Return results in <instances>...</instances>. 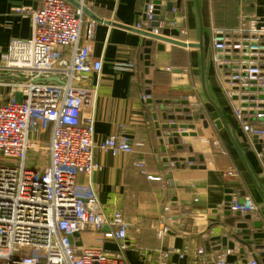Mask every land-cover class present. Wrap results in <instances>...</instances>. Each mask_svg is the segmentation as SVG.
<instances>
[{"label": "crops", "instance_id": "0c3cea01", "mask_svg": "<svg viewBox=\"0 0 264 264\" xmlns=\"http://www.w3.org/2000/svg\"><path fill=\"white\" fill-rule=\"evenodd\" d=\"M41 1L0 0V55L11 39L30 37L31 19L18 10L36 9ZM145 3L89 0L83 6L86 13L100 21H95L91 52V58L102 63L98 83L93 78L98 84L94 143L123 133L131 140L132 153L112 156L95 149L94 159L100 170L91 178L78 176L79 195L95 196L106 216L118 209L130 223L126 264H151L159 252L168 248L179 251L187 247L190 252L202 248L205 252L204 242L215 237L233 243L238 258L250 253L239 242L244 240L258 262L264 264V256L260 257L264 249H256L264 246V239L252 237L264 234V143L257 148L255 137L243 132L235 118V105L222 90L221 70L212 61L214 32L238 29L242 17L264 19V0H178L173 5L175 14L166 9L167 0H161L159 25L155 28L159 34L181 27L185 33L177 40L201 45V49L165 44L158 51V42L152 41L148 73L144 64L147 39L133 30L143 20ZM86 13L84 16L91 19ZM83 34L84 29L81 40ZM130 64L132 68H128ZM148 91L151 105L143 98ZM171 115L172 121L167 118ZM171 123L185 129H171ZM182 132L187 136H178L177 145L169 143L174 134ZM138 161L144 163L147 176L159 180L147 179L134 166ZM234 197L239 201L250 197L258 207V216L228 211ZM165 207H170L175 223L169 234L158 239L156 221L167 217ZM255 223L260 229L254 227ZM100 239L101 234L84 231L75 236L74 244L79 248L116 250L114 241ZM209 245V253L216 252L212 250L215 246ZM167 261L193 264L190 257L181 260L175 255ZM235 262L236 257L228 258V264Z\"/></svg>", "mask_w": 264, "mask_h": 264}, {"label": "built area", "instance_id": "2783aa9c", "mask_svg": "<svg viewBox=\"0 0 264 264\" xmlns=\"http://www.w3.org/2000/svg\"><path fill=\"white\" fill-rule=\"evenodd\" d=\"M87 1L78 0L75 7L66 0H42L36 9H19L31 19V35L11 39L0 55V264H126L130 223L118 209L106 216L95 196L83 198L78 192V176L91 178L100 170L95 149L112 156L132 153L123 133L94 143L102 63L91 58L96 22L83 14ZM153 10L149 1L137 29L151 28ZM151 32L160 35L155 28ZM212 43V61L221 70L235 118L246 135L264 140V19L242 17L238 29L215 31ZM134 166L147 179L159 180L147 176L142 161ZM164 211L167 217L156 221L158 239L175 223L170 207ZM228 211L258 216L250 197H234ZM84 231L114 241L116 250L75 246V236ZM171 255L190 257L193 264H228L230 256L235 264H260L251 250L238 258L235 248L206 254L187 247L159 252L151 264H167Z\"/></svg>", "mask_w": 264, "mask_h": 264}, {"label": "water", "instance_id": "95a60500", "mask_svg": "<svg viewBox=\"0 0 264 264\" xmlns=\"http://www.w3.org/2000/svg\"><path fill=\"white\" fill-rule=\"evenodd\" d=\"M68 2H70L71 4H73L75 7H79L77 5V3L73 0H66ZM150 0H146V3H145V7H144V11H143V17H142V21H144L145 19V13H146V9H147V5L149 3ZM152 1V6H153V22L151 23V28L148 29L147 31H142V30H137V29H133L135 32H137L139 35L145 37L147 39V42L145 43V46H146V49L144 51V59H145V69H146V73H148V67H149V55H150V49L149 47L152 45V41H156L158 42L157 44V50L158 51H162L164 49V45L165 44H171V45H175V46H178V47H182V48H194V47H197L199 49H201V45H193V44H188V43H184V42H181L179 40H177L178 36H179V30L178 29H173V30H169V29H166L163 31L162 35H156V34H153L151 32L152 28H157L158 25H159V19H160V6H161V0H151ZM177 4H178V0L176 1ZM172 8V0H167V3H166V9L168 11H170ZM82 11L86 13L85 9L82 8ZM92 20L96 21V22H100L98 21L97 19H95V17H93L92 15L86 13ZM48 81H52V79H47ZM54 81L58 82L57 79H53ZM146 95H149V92H146L145 93ZM147 103L149 105L152 104V101L151 100H147ZM185 104V102H183ZM150 109L153 110V107H150ZM167 111L171 112V109H168ZM188 111V110H186ZM169 120H174V117L171 115L169 117H167ZM190 119V118H189ZM200 119L203 120V116L200 117ZM170 128L171 129H178V130H184L185 129V126L183 125H180V126H177L175 125L174 123H171L170 125ZM193 127L190 126L189 129H192ZM178 136H181V137H185L187 136V134H185L184 132H182L181 135H178L177 133L173 135L174 139H170L169 140V143H173L174 145H177L178 143V139L177 137ZM254 142L257 143V148H260V144L264 143V140H258L256 138H254ZM260 143V144H259ZM177 148H180V147H177ZM258 152H260V149L258 150ZM189 162L192 161V159H189L188 160ZM169 178V177H168ZM170 179V178H169ZM263 208V205L261 206V209ZM238 215V214H237ZM246 219H250L249 216L246 217ZM237 227H245V225H237ZM254 227L256 229H260V224L259 223H255ZM245 233L247 236L250 235V232L249 231H245L243 232ZM239 234V231H236V235ZM252 237L259 241L261 239H264V234L262 233H256V234H253ZM247 238V237H246ZM218 241H221V244L220 245H217V242ZM239 241V240H238ZM243 246H245V248H247L248 250H251L250 249V246L248 245V243H246L244 240H241L239 241ZM209 243H211L212 245H214L215 247H213V251H218L220 250L221 248H224V247H227L228 249H232L233 248V243L231 242H227L226 238H218V237H215V238H211L209 239L208 241H205L204 242V247H205V252L206 253H209L210 252V248H209ZM256 249H264V246L263 247H256ZM241 254H243V250L241 251ZM264 256V252H261L260 254V257H263ZM264 263V261H263Z\"/></svg>", "mask_w": 264, "mask_h": 264}]
</instances>
